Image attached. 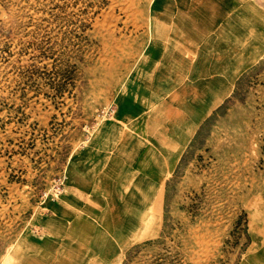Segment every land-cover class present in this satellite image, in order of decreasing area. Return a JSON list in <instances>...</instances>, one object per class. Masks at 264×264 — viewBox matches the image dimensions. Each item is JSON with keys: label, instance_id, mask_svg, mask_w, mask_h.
Segmentation results:
<instances>
[{"label": "rangeland", "instance_id": "rangeland-1", "mask_svg": "<svg viewBox=\"0 0 264 264\" xmlns=\"http://www.w3.org/2000/svg\"><path fill=\"white\" fill-rule=\"evenodd\" d=\"M219 2L0 0V264H264V0Z\"/></svg>", "mask_w": 264, "mask_h": 264}, {"label": "crops", "instance_id": "crops-1", "mask_svg": "<svg viewBox=\"0 0 264 264\" xmlns=\"http://www.w3.org/2000/svg\"><path fill=\"white\" fill-rule=\"evenodd\" d=\"M214 0H206V4L208 5ZM219 7L222 10L223 13H227L228 11H231L233 6L235 5V0H221V3L219 2Z\"/></svg>", "mask_w": 264, "mask_h": 264}, {"label": "bare ground", "instance_id": "bare-ground-1", "mask_svg": "<svg viewBox=\"0 0 264 264\" xmlns=\"http://www.w3.org/2000/svg\"><path fill=\"white\" fill-rule=\"evenodd\" d=\"M125 84V83H124ZM129 108V107H128ZM130 111V110H129ZM131 113L130 114H134V109L133 108H131V111H130Z\"/></svg>", "mask_w": 264, "mask_h": 264}]
</instances>
